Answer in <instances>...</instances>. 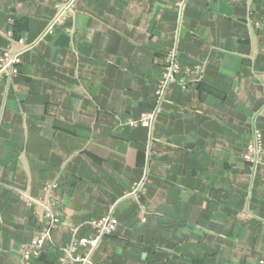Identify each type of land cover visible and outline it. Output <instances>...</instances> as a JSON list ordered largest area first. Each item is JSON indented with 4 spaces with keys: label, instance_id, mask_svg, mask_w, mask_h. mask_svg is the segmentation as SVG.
Listing matches in <instances>:
<instances>
[{
    "label": "crops",
    "instance_id": "crops-1",
    "mask_svg": "<svg viewBox=\"0 0 264 264\" xmlns=\"http://www.w3.org/2000/svg\"><path fill=\"white\" fill-rule=\"evenodd\" d=\"M62 1L0 0V54L36 41ZM177 2L83 0L72 32L46 38L0 84V264H20L40 231L22 195L43 198L48 183L60 224L35 264H60L112 207L119 225L94 264H264V169L243 160L254 127L264 136V0H189L179 60L183 71L207 62L204 74L169 89L151 184L141 204L128 197L148 138L129 123L154 105Z\"/></svg>",
    "mask_w": 264,
    "mask_h": 264
},
{
    "label": "built area",
    "instance_id": "built-area-1",
    "mask_svg": "<svg viewBox=\"0 0 264 264\" xmlns=\"http://www.w3.org/2000/svg\"><path fill=\"white\" fill-rule=\"evenodd\" d=\"M83 0H63L56 4L55 15L49 23L48 27L40 34L38 39L32 43H28L26 39L19 38L17 44L20 50H5L0 54V84L7 81L12 82L19 75V68L22 64L23 56L27 52L32 51L46 38L56 35L61 31L71 33L68 27L73 19L77 5ZM189 0H178L176 4L177 19L174 32V42L171 50L167 53L163 65L162 77L158 82L155 91V102L152 109L143 114L137 121H132L129 126L133 129L143 128L147 130L148 138L145 150L146 163L142 170L141 178L133 183L128 197L132 198L136 203L141 204V200L146 189L151 184L150 166L152 159V146L154 140V129L159 116L164 111L167 103V95L169 89L178 85L183 90L188 89L192 76L197 81L202 79L205 64L196 67L194 70H182L180 64L179 41L182 33L184 22V14ZM243 160L252 168L254 172L264 169V136L262 131L254 127L251 140L249 141ZM57 183H48L44 187L45 196L43 198H34L23 194L22 198L26 206L29 207L38 216L41 222V229L36 236L28 243L19 247L20 264H35L41 259L45 252V246L52 243V234L60 224V201L57 197ZM115 207L110 208L107 213L100 219L90 223L94 231V236L89 240H73L68 246L60 250V264H94L93 256L102 241L115 233L119 221L115 214ZM142 223L146 222L144 212H142Z\"/></svg>",
    "mask_w": 264,
    "mask_h": 264
},
{
    "label": "trees",
    "instance_id": "trees-1",
    "mask_svg": "<svg viewBox=\"0 0 264 264\" xmlns=\"http://www.w3.org/2000/svg\"><path fill=\"white\" fill-rule=\"evenodd\" d=\"M16 33V32H15ZM17 34V33H16ZM17 37H19V36H17Z\"/></svg>",
    "mask_w": 264,
    "mask_h": 264
}]
</instances>
